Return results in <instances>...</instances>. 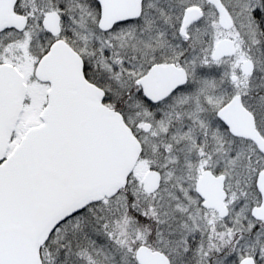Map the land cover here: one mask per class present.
I'll list each match as a JSON object with an SVG mask.
<instances>
[{
  "label": "snow or ice",
  "instance_id": "obj_1",
  "mask_svg": "<svg viewBox=\"0 0 264 264\" xmlns=\"http://www.w3.org/2000/svg\"><path fill=\"white\" fill-rule=\"evenodd\" d=\"M0 264H264V0H0Z\"/></svg>",
  "mask_w": 264,
  "mask_h": 264
}]
</instances>
